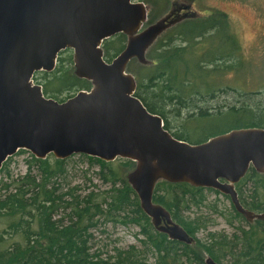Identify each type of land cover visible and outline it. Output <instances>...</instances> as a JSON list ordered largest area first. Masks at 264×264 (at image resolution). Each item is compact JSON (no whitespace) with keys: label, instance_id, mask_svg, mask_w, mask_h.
<instances>
[{"label":"trees","instance_id":"trees-1","mask_svg":"<svg viewBox=\"0 0 264 264\" xmlns=\"http://www.w3.org/2000/svg\"><path fill=\"white\" fill-rule=\"evenodd\" d=\"M149 1L161 4L159 0ZM157 12L160 10L149 14L150 21L145 26ZM190 12L154 41L147 52L149 63L136 58L130 61L128 71L136 79V95L151 112L165 119L167 129L170 115L184 119L183 129L180 126L181 130L173 134L193 143L234 129L264 127V101H245L253 98L248 95L251 91L241 94L244 101L240 106L223 109L224 105L212 112L202 106L224 93L230 86L226 81L229 73L242 71L244 60L227 12ZM126 43L124 33L106 39L102 45L105 59L112 61ZM70 51L67 48L61 52ZM68 58L73 64V54L69 53ZM38 72L33 75L35 82L43 86L45 95L60 101L92 88V82L77 76L72 66L59 64L53 71H43L46 77L42 79L37 77ZM64 93L67 94L62 97ZM205 121L229 123L196 137L194 132ZM21 150L30 155L25 173L12 175L7 162L0 168L6 173L0 179V264H206L207 256L222 264H264V219L250 223L231 202L221 205V196L226 200L230 197L218 189L158 180L154 202L166 207L194 237V243L187 244L156 229L142 209L127 178L136 167L132 159L106 161L78 154L81 160L98 166L99 178L110 185L105 191L83 193L78 184L71 186L72 181L62 184L69 173L70 157L62 159L50 154L38 158ZM236 189L246 208L264 212V173L250 168ZM203 208L225 217L234 231L211 230L205 238L198 237L211 218ZM191 212L196 214L192 216ZM103 223L139 227L135 233L138 244L115 247L112 254L92 253V230Z\"/></svg>","mask_w":264,"mask_h":264},{"label":"water","instance_id":"water-1","mask_svg":"<svg viewBox=\"0 0 264 264\" xmlns=\"http://www.w3.org/2000/svg\"><path fill=\"white\" fill-rule=\"evenodd\" d=\"M184 7L145 26L143 0H0V168L20 149L38 158L86 154L136 163L127 178L155 228L187 244L195 239L169 210L154 202L158 180L215 188L229 194L249 220L264 212L246 209L235 184L255 168L264 173V127H244L201 143L179 139L136 95L137 82L128 71L136 58L149 63L147 52ZM127 35L125 48L107 61L103 41ZM73 50L75 73L90 80L60 101L45 95L32 79L36 71H52L60 51ZM206 264H221L211 256Z\"/></svg>","mask_w":264,"mask_h":264},{"label":"rangeland","instance_id":"rangeland-1","mask_svg":"<svg viewBox=\"0 0 264 264\" xmlns=\"http://www.w3.org/2000/svg\"><path fill=\"white\" fill-rule=\"evenodd\" d=\"M160 5L153 6V9H149L152 13L158 9L161 13L155 15V19L161 15H167L171 12L173 6L184 7L186 6V13L192 12L201 13L202 15L208 14L210 10L219 9L227 12L231 27L237 35L241 45V58L244 60V69L242 71H233L229 73L226 81L230 86H226L224 93L211 98L206 102L201 103L210 109L212 112L220 106H224L223 109H227L229 105L240 106L241 101H244L241 94L246 95V92L251 91L248 95H253V98L246 102L250 103H263L264 101V0H159ZM145 2V1H144ZM180 10L176 13L175 17H182L186 14ZM70 52H61L57 60V66L65 65L72 66L69 62ZM37 77L42 79L46 77L43 71L37 73ZM248 90V91H246ZM72 93H75L73 91ZM67 93H64L62 97H65ZM225 111V110H224ZM185 117V116H181ZM170 115L168 117L170 130L177 132L183 129L182 122L184 119H177ZM165 121V119H164ZM166 122V121H165ZM229 122H202L199 130H196L194 134L196 137L202 136L212 131H217L224 128ZM182 127L181 129L179 127ZM193 134V132H192ZM28 151V150H27ZM30 155L25 150H19L12 156H10L3 165L9 163V169L14 176L23 174L28 168V159ZM69 173L65 175L66 178L62 179V184L65 186L71 182V186L78 184L81 191L89 192L94 190H106L109 188V184L103 183L98 176V166L90 165L89 163L81 160L78 154L70 157ZM87 171V173H85ZM5 172L0 171V179L5 175ZM212 196L211 199H214ZM223 201L221 205H228V200L220 197ZM223 203V204H222ZM207 216L211 215L208 226L198 233V237L205 238L209 231H221L225 230L229 233L234 231V226L229 224L225 217H219L217 214H211L207 208H203ZM192 216L196 212L190 213ZM229 219H232L229 217ZM139 231L137 226H128L123 224L103 223L92 230L94 239L92 241V253L101 252L103 255L114 253L115 247H127L130 244H138V240L135 233Z\"/></svg>","mask_w":264,"mask_h":264},{"label":"flooded vegetation","instance_id":"flooded-vegetation-1","mask_svg":"<svg viewBox=\"0 0 264 264\" xmlns=\"http://www.w3.org/2000/svg\"><path fill=\"white\" fill-rule=\"evenodd\" d=\"M145 4H146V6H147V11H148V15H147V21H150V17H149V14H150V12H149V9H153V6L155 5V3L154 2H150L149 0H145ZM182 11H184L185 13H186V9H182ZM161 13V12H160ZM176 13H178V12H176ZM176 13L173 15V17L174 16H176ZM159 14V13H158ZM188 14V13H187ZM161 17H163V15H161L160 17H158V19L157 20H159ZM154 20L153 21H151V23L150 24H152V23H154V22H156L157 20L155 19V18H153ZM149 24V25H150ZM174 25V24H173ZM115 36V35H114ZM113 37V36H112ZM111 38V37H110ZM109 39V38H108ZM106 40V39H105ZM104 40V41H105ZM103 41V42H104ZM103 45V44H102ZM70 49V48H69ZM65 50V49H64ZM72 50V49H71ZM63 51V50H62ZM73 51V50H72ZM61 52V51H60ZM60 54V53H59ZM58 57H59V55H58ZM57 60H58V58H57ZM73 62H74V60H73ZM73 65H74V63H73ZM57 66V65H56ZM75 67V66H74ZM56 68V67H55ZM40 71H44V70H40ZM53 71V70H52ZM37 72V71H36ZM32 79H33V77H32ZM33 81L35 82V80L33 79ZM36 83V82H35ZM41 85V84H40ZM42 86V85H41ZM43 87V86H42ZM92 87H93V83H92ZM78 92V91H77ZM76 92V93H77ZM75 93V94H76ZM74 95V94H73ZM161 116V115H160ZM162 117V116H161ZM163 118V117H162ZM163 120H164V118H163ZM164 123H165V121H164ZM169 131H171L170 129H168ZM172 132V131H171ZM173 133V132H172ZM174 135V134H173ZM131 172V171H130ZM245 177V176H244ZM241 181V180H240ZM239 181V182H240ZM238 183V182H237ZM236 183V184H237ZM236 184H235V188H236ZM237 190V189H236ZM238 192V191H237ZM225 194V193H224ZM226 195H228L230 198V200H228L229 201V203L231 202L232 204H233V202H232V199H231V196L229 195V194H226ZM238 196H239V194H238ZM240 199V198H239ZM241 202V201H240ZM242 204V203H241ZM234 205V204H233ZM243 205V204H242ZM235 206V205H234ZM244 206V205H243ZM245 207V206H244ZM236 208V207H235ZM246 208V207H245ZM246 209H248V208H246ZM250 210V209H249ZM246 217V216H245ZM246 219H247V221L248 222H250V223H253L256 219H254V220H249L247 217H246ZM175 221V220H174ZM222 264V263H221Z\"/></svg>","mask_w":264,"mask_h":264}]
</instances>
